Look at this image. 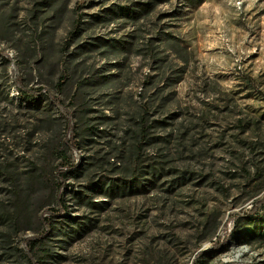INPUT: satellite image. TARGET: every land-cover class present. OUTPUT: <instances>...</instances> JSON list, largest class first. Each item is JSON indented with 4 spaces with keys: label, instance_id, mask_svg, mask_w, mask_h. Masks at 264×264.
<instances>
[{
    "label": "rangeland",
    "instance_id": "obj_1",
    "mask_svg": "<svg viewBox=\"0 0 264 264\" xmlns=\"http://www.w3.org/2000/svg\"><path fill=\"white\" fill-rule=\"evenodd\" d=\"M198 2L0 0V264H264V0Z\"/></svg>",
    "mask_w": 264,
    "mask_h": 264
},
{
    "label": "trees",
    "instance_id": "obj_2",
    "mask_svg": "<svg viewBox=\"0 0 264 264\" xmlns=\"http://www.w3.org/2000/svg\"><path fill=\"white\" fill-rule=\"evenodd\" d=\"M187 1L189 2V4L193 5L194 7H196L197 4L199 5V2H198L199 0H187ZM144 10H145V7H144ZM127 15L131 16V14H127ZM79 31L77 30V31L73 32L72 34L74 36H76ZM165 40L171 41V39H168V38H165ZM64 78L66 79L65 76L61 77V80H60V82L58 84V87H61L66 82V80ZM0 90H1V87H0ZM42 90L43 89H41V88L33 89V90H24L23 88H20L19 89V94L21 95V98L25 99L27 102L35 103V102L39 101L40 98H42L41 97ZM2 94H3V92L0 91V95H2ZM49 98H51V97H49ZM51 101L53 103H55V104H61V102L58 101L57 99L56 100H51ZM57 101L59 103H57ZM142 119L143 120H142V123H141V131L145 132L146 119L144 117ZM142 137H146V136L142 135ZM78 167H79L78 165H77V167H71L67 171L58 170L57 177L61 178V181H62L63 185H66L65 178L68 177V174L69 173H74L75 169L78 168ZM7 174H8V169L6 167H4V168L0 167V175H7ZM38 175H39V173H38ZM73 175H77V174H73ZM35 177L37 179V174L35 175ZM39 178H40V176H39ZM16 183H17L16 181H14V180L12 181V185H13V187H15V191H14L13 195L17 199V207L19 208L20 205H21V203L19 201L23 200V196H22L20 190L17 189L18 187H16L17 186ZM124 185H125V187H128V183L127 182ZM60 186H61V184H60ZM85 203H87V202H85ZM44 221L45 222L47 221L46 217L44 218ZM49 226H50L49 228L51 229V225H49ZM48 232H49V229H48Z\"/></svg>",
    "mask_w": 264,
    "mask_h": 264
}]
</instances>
